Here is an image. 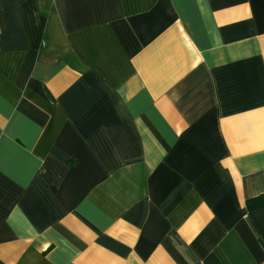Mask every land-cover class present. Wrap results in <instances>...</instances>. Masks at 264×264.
Segmentation results:
<instances>
[{
	"label": "crops",
	"instance_id": "crops-1",
	"mask_svg": "<svg viewBox=\"0 0 264 264\" xmlns=\"http://www.w3.org/2000/svg\"><path fill=\"white\" fill-rule=\"evenodd\" d=\"M264 0H0V264H264Z\"/></svg>",
	"mask_w": 264,
	"mask_h": 264
},
{
	"label": "trees",
	"instance_id": "trees-1",
	"mask_svg": "<svg viewBox=\"0 0 264 264\" xmlns=\"http://www.w3.org/2000/svg\"><path fill=\"white\" fill-rule=\"evenodd\" d=\"M258 207H264V197H257L247 202L248 209H254Z\"/></svg>",
	"mask_w": 264,
	"mask_h": 264
}]
</instances>
